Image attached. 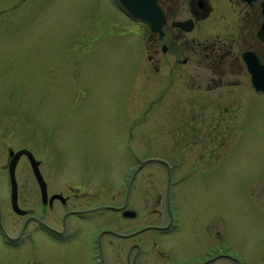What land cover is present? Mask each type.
Returning a JSON list of instances; mask_svg holds the SVG:
<instances>
[{
    "label": "rangeland",
    "instance_id": "374dc122",
    "mask_svg": "<svg viewBox=\"0 0 264 264\" xmlns=\"http://www.w3.org/2000/svg\"><path fill=\"white\" fill-rule=\"evenodd\" d=\"M133 23L114 0H0V102L23 111V133L49 144L61 179L103 184L109 196L140 159L211 148L183 134L184 118L219 112L169 103L164 88H152ZM252 99L241 109L245 123L217 141L213 165L178 183L183 218L163 244L196 247L209 224L251 264H264V96ZM193 158L188 165L201 163ZM147 163L165 186L167 174ZM117 216L108 211L109 221ZM29 251L45 264L69 259L45 237Z\"/></svg>",
    "mask_w": 264,
    "mask_h": 264
},
{
    "label": "flooded vegetation",
    "instance_id": "af4514ba",
    "mask_svg": "<svg viewBox=\"0 0 264 264\" xmlns=\"http://www.w3.org/2000/svg\"><path fill=\"white\" fill-rule=\"evenodd\" d=\"M158 5L164 15L160 30L133 20L145 56L140 73L150 74L159 94L165 89L169 103L219 110L184 118L183 134L211 141V148L189 150L180 159H140L109 196L103 184L61 179L49 144L23 133V111L0 102V264H45L29 251L44 237L68 248L69 259L57 264H251L245 249L221 241L209 224L195 236L196 247L175 250L163 242L173 238L183 218L178 183L189 171L211 167L217 141L232 135L240 120L245 123L241 109L251 107L253 95L262 102L264 88L255 87L253 73L264 74V0ZM191 157L201 163L188 165ZM146 161L167 174L165 186L156 185ZM108 211L118 214L117 221L108 220Z\"/></svg>",
    "mask_w": 264,
    "mask_h": 264
},
{
    "label": "water",
    "instance_id": "95a60500",
    "mask_svg": "<svg viewBox=\"0 0 264 264\" xmlns=\"http://www.w3.org/2000/svg\"><path fill=\"white\" fill-rule=\"evenodd\" d=\"M119 8L134 20L147 21L154 30H160L164 15L158 5V0H115ZM264 74L253 73V83L256 88H264Z\"/></svg>",
    "mask_w": 264,
    "mask_h": 264
}]
</instances>
